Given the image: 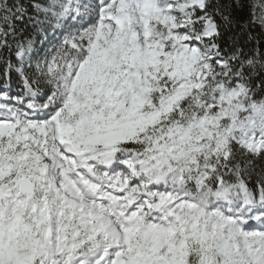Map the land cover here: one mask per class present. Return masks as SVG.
Here are the masks:
<instances>
[{"label":"snow or ice","instance_id":"snow-or-ice-1","mask_svg":"<svg viewBox=\"0 0 264 264\" xmlns=\"http://www.w3.org/2000/svg\"><path fill=\"white\" fill-rule=\"evenodd\" d=\"M0 264H264V0H0Z\"/></svg>","mask_w":264,"mask_h":264}]
</instances>
